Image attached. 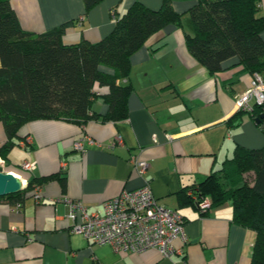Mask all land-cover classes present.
<instances>
[{
	"label": "crops",
	"instance_id": "obj_1",
	"mask_svg": "<svg viewBox=\"0 0 264 264\" xmlns=\"http://www.w3.org/2000/svg\"><path fill=\"white\" fill-rule=\"evenodd\" d=\"M135 2L156 10L162 0H102L88 13L83 0H9L25 32L41 34L70 23L61 38L65 45L105 38ZM193 4L171 0L181 27L153 35L130 57L129 78L120 82L131 88L125 119H103L108 106L98 98L91 105L93 117L83 125L38 120L20 128L0 160L25 187L34 180L42 199L35 202L34 188L21 196L19 208L16 199L0 198V264H253L256 234L232 222L231 203L201 210L188 197L236 149L264 146L260 127L235 105L249 88L250 74L231 60L227 70L210 75L188 53L185 35L192 34L188 10ZM258 15L264 16V0ZM260 37L264 42V30ZM161 39L165 45L153 52ZM7 141L0 122V146ZM132 158L148 164L144 174L134 169ZM23 161L36 169L22 171ZM144 186L182 218L187 241L174 242L182 255L116 253L71 231L68 203H82L92 213ZM80 222L77 215L74 224Z\"/></svg>",
	"mask_w": 264,
	"mask_h": 264
},
{
	"label": "trees",
	"instance_id": "obj_2",
	"mask_svg": "<svg viewBox=\"0 0 264 264\" xmlns=\"http://www.w3.org/2000/svg\"><path fill=\"white\" fill-rule=\"evenodd\" d=\"M101 1L83 0L85 13ZM192 1L188 10L192 34L185 35L190 56L210 75L227 70L226 63L235 60L233 66L264 81L260 37L264 16L258 15L259 0ZM69 25L41 34L25 32L9 0H0V122L8 140L0 146V158L13 148L12 140L25 124L63 120L83 125L93 117L91 105L98 98L108 106L103 119H125L131 88L120 82L129 78L130 57L153 35L182 24L171 0H162L156 10L133 3L115 20L112 32L95 43L63 44ZM163 40L153 52L165 45ZM262 113L264 103L245 114L255 121ZM257 126L264 133L261 122ZM34 186L30 179L23 190L3 198L16 199L17 204ZM192 193L196 199L188 197L195 205L204 200L209 208L231 203L232 222L256 234L253 264L264 262V146L236 149Z\"/></svg>",
	"mask_w": 264,
	"mask_h": 264
},
{
	"label": "built area",
	"instance_id": "obj_3",
	"mask_svg": "<svg viewBox=\"0 0 264 264\" xmlns=\"http://www.w3.org/2000/svg\"><path fill=\"white\" fill-rule=\"evenodd\" d=\"M264 103V81L259 75H253L249 88L236 97L235 105L238 111L252 112L254 106ZM264 129V119L261 120ZM26 142H30L27 138ZM116 142L121 144L120 138ZM92 144V142H90ZM74 149L83 152L80 143L74 144ZM134 169L142 175L148 169L146 162L131 159ZM20 169L32 173L35 163L23 161ZM0 172H5L4 162L0 160ZM25 187L24 183H21ZM188 196L194 197L193 193ZM35 202L41 201L39 190L34 188ZM68 219L72 222L71 231L80 234L89 242L96 245H109L116 253L141 254L148 250H156L163 258L182 255V248H176L174 242L181 240L186 243L183 232V220L180 215L157 203L149 187L144 186L132 192L121 193L118 197L103 203L100 210L88 213L82 203H68ZM198 208H209V202L204 200L197 204ZM16 208L20 204L15 205ZM77 215L81 222L74 224Z\"/></svg>",
	"mask_w": 264,
	"mask_h": 264
},
{
	"label": "water",
	"instance_id": "obj_4",
	"mask_svg": "<svg viewBox=\"0 0 264 264\" xmlns=\"http://www.w3.org/2000/svg\"><path fill=\"white\" fill-rule=\"evenodd\" d=\"M264 119V113H262L255 122L258 124ZM24 189L20 180L15 175L9 172H0V198L14 195Z\"/></svg>",
	"mask_w": 264,
	"mask_h": 264
},
{
	"label": "rangeland",
	"instance_id": "obj_5",
	"mask_svg": "<svg viewBox=\"0 0 264 264\" xmlns=\"http://www.w3.org/2000/svg\"><path fill=\"white\" fill-rule=\"evenodd\" d=\"M246 179H247V177H246ZM247 181V180H246ZM249 181V180H248Z\"/></svg>",
	"mask_w": 264,
	"mask_h": 264
}]
</instances>
